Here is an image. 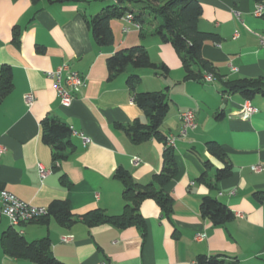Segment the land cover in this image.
Segmentation results:
<instances>
[{"label": "crops", "instance_id": "1", "mask_svg": "<svg viewBox=\"0 0 264 264\" xmlns=\"http://www.w3.org/2000/svg\"><path fill=\"white\" fill-rule=\"evenodd\" d=\"M52 1L0 0V77L8 67L14 84L0 104V145L5 148L0 155V188L39 207L69 201L77 217L95 210L122 214L126 203L122 182L115 177L118 169L147 185L161 173L166 151L156 139L133 143L118 127L137 120L146 123L145 112L127 85L134 73L141 77L137 92L167 94L170 108L161 131L176 138L178 175L170 187L174 197L170 219L155 201L142 203L145 235L136 227L89 228L82 221L64 227L53 220L48 224L35 220L20 227L24 237L29 242L49 237L55 258L63 264H196L200 256H220L226 264H264V171H252L253 166L264 167V98L252 100L256 112L244 120L240 111L246 99L225 94L223 87L229 79L264 76V15L254 16L258 0H198L199 29L219 37L202 49L203 57L217 67L211 83L185 79L174 47L153 36L158 25L154 18H148L145 36L133 26L126 31L123 19L113 20L114 43L100 47L86 20L117 0ZM140 45L154 63L168 66L170 74L128 68L111 78L108 59ZM63 65L86 82L74 92L70 107L61 105L54 82L46 75ZM27 94L35 97L31 107L25 102ZM187 111L196 113V128L183 137L181 116ZM47 118L65 122L76 147L57 165L51 147L42 140ZM74 132L90 143L85 145ZM209 142L222 147L233 167L232 176L219 183L215 175L224 163L208 151ZM39 165L49 171L44 179ZM205 174L211 186L199 181ZM205 197L225 204L234 219L216 226L203 218ZM9 227L6 220L0 223V237ZM198 234L205 239L196 241ZM65 236L73 241L64 243ZM0 264L32 263L5 255L0 245Z\"/></svg>", "mask_w": 264, "mask_h": 264}, {"label": "trees", "instance_id": "2", "mask_svg": "<svg viewBox=\"0 0 264 264\" xmlns=\"http://www.w3.org/2000/svg\"><path fill=\"white\" fill-rule=\"evenodd\" d=\"M258 3H264V0H258ZM127 14L133 17L142 36L146 35L145 30L149 25L148 18L152 17L157 20L158 25L153 36L174 47L182 60L186 80L206 83L204 80L206 74H212L215 79L217 78V67L203 57L202 49L207 41L217 42L219 37L199 29L202 7L198 0H117V4L106 6L99 14L86 20L94 42L100 47L112 45L114 34L111 22L121 20ZM107 64L111 78L125 72L128 68L150 69L155 74L164 77L170 74L168 66L164 63H154L147 49L141 45L115 53L108 59ZM140 81V75L134 73L129 75L127 85L132 92L133 101L144 110L146 123L137 120L128 126L119 125L118 127L125 131L133 143L140 144L156 139L166 145L168 138L162 133L161 127L170 108L167 94L137 92ZM13 87L12 71L5 67L0 77V104L13 91ZM223 87L225 94L240 95L246 100L252 101L258 96L264 98V76L253 79H229L223 82ZM42 131L43 143L52 149L54 164L68 160L76 150L72 141V129L61 120L47 118L42 122ZM207 148L213 156L224 163V168L216 172L215 183L231 177L233 167L227 160L222 147L216 142H209ZM177 175L175 150L166 148L161 173L154 176L153 181L147 185L137 183L127 170L118 169L115 177L122 182V195L126 203L122 214L111 216L102 210H95L77 217L72 213L69 201L56 200L48 207V215L38 221L48 224L53 220L64 227H70L77 221H82L89 228L104 224L118 229L136 227L145 235L146 223L140 212L142 203L146 200L155 201L163 215L170 219L174 207V197L170 192V187ZM199 181L209 186L212 184L211 180L207 179V174L203 175ZM201 215L216 226L234 219V213L225 204L211 197H205L202 200ZM0 245L5 255L17 260H25L32 264H63L55 258L49 237L29 242L18 230L9 227L2 233ZM196 264L226 263L220 256H200Z\"/></svg>", "mask_w": 264, "mask_h": 264}, {"label": "built area", "instance_id": "3", "mask_svg": "<svg viewBox=\"0 0 264 264\" xmlns=\"http://www.w3.org/2000/svg\"><path fill=\"white\" fill-rule=\"evenodd\" d=\"M263 15L264 3H258L254 11V16L261 17ZM236 16L240 17L238 12H236ZM123 21L127 24L125 28L126 31L130 30L131 26L139 28V26L133 21V17L130 14H127L123 18ZM46 75L54 82V87L60 99V103L64 107H70L74 101V92L80 91L86 86V82L83 77L78 72L73 71L68 65H63L55 71L47 72ZM204 80L206 83H211L215 80V78L212 74H206ZM34 101L35 97L33 94H27L25 96V102L28 107H31L34 104ZM255 112L256 109L253 106L252 101L245 100L240 111V117L244 120H248ZM181 119V136L185 137L189 131L196 128V113L194 111L184 112ZM74 134L80 136L85 145L90 143V139L83 134H78L77 132H74ZM166 148H176L175 137L167 139ZM4 151L5 148L0 145V155L3 154ZM138 162L139 159L135 158L134 163ZM38 168L41 178H46L49 171H47L42 165H39ZM252 171L255 173H261L264 171V167L253 166ZM47 215L48 208L34 206L20 200L14 194L5 189L0 190V223L3 220H6L9 226L18 230L20 234H23V231L19 230L22 225L39 220ZM204 239L205 236L202 234L195 236V240L198 242H201ZM62 241L64 243H70L73 241V237L65 236L62 238Z\"/></svg>", "mask_w": 264, "mask_h": 264}]
</instances>
